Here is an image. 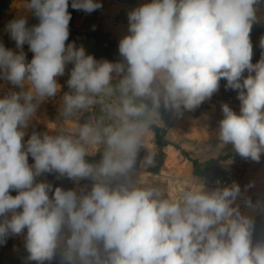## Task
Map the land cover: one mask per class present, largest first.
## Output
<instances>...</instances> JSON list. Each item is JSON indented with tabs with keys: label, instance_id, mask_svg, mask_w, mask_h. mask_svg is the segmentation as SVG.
I'll use <instances>...</instances> for the list:
<instances>
[{
	"label": "clouds",
	"instance_id": "1",
	"mask_svg": "<svg viewBox=\"0 0 264 264\" xmlns=\"http://www.w3.org/2000/svg\"><path fill=\"white\" fill-rule=\"evenodd\" d=\"M260 2L149 0L128 11L114 62L69 42V0H27L38 23L29 26L26 15L10 20L5 31L15 49L0 43V80L11 85L0 97V245L23 235L25 259L36 264L57 256L59 264H264V240L253 242V219L237 204L238 183L191 186L172 197L134 179L139 167L156 164L155 153H140L161 109L182 117L210 100L222 80L236 92L239 112L221 104L217 139L260 162L264 36L255 63L251 39ZM102 7L100 0H71L86 14ZM68 65L61 115L95 106L101 115L70 134L33 131L25 140ZM97 149L101 158L89 162ZM45 174L91 181L90 191L38 180Z\"/></svg>",
	"mask_w": 264,
	"mask_h": 264
},
{
	"label": "rangeland",
	"instance_id": "2",
	"mask_svg": "<svg viewBox=\"0 0 264 264\" xmlns=\"http://www.w3.org/2000/svg\"><path fill=\"white\" fill-rule=\"evenodd\" d=\"M103 7L91 14L79 11L72 18V24L77 32V40L84 46L86 52H90L89 32L100 31L108 41V50L105 55L95 57L96 59H107L118 61L121 59L118 52L120 39L127 34L128 20L127 13L132 8L149 2V0H100ZM27 0H0V43L5 47L15 49V42L10 39L5 31V25L12 19L21 15H26L28 25L36 24L32 20V14L26 10ZM2 8H4L2 10ZM257 16L260 23L254 24L251 39L253 42V63L261 56L259 40L264 36V0L256 5ZM27 59L31 60L33 53L24 46ZM68 65L66 74L58 78L61 85L60 91L55 97L42 101L25 136V140L31 132L39 134H59L63 131L70 134L74 129L84 123L94 122L100 115L99 106L88 110H81L72 117L65 118L61 115L63 107V95L69 91L66 85L68 79ZM225 81H221L220 90L212 98L205 101L198 109L185 111L182 117L161 109V116L154 125L159 128L162 140L168 145L161 148L159 157H156L158 147L156 145L155 133L152 130L146 135L144 146L140 153L143 159L149 152L155 153L156 164L154 167H139L134 179L148 185L159 186L164 189L169 196L175 197L181 189L191 186H201L205 189H214L231 185L233 182L241 186L243 196L237 200L243 214L250 216L257 222L253 225V234L257 242L264 240V155L260 162L245 160L236 154L231 147L223 146L217 139L216 129L218 121L222 118L221 104L227 103L237 113L239 112V101L236 99V92L225 90ZM11 88V85L0 80V97ZM102 153L99 149L89 154L90 162H98ZM203 166L204 161L210 160V167L213 179L210 183L199 182L192 174V161ZM29 163H33L29 157ZM50 183L56 180L55 174H45L38 180H46ZM55 177V178H54ZM222 177V178H221ZM224 179V180H223ZM69 189H75L78 194L90 191L91 181L83 180L74 182L69 180ZM58 185L55 182L53 185ZM251 185L245 191V187ZM11 195L17 193L12 191ZM51 196V194H50ZM250 198L253 202L251 207H246L244 200ZM28 253L24 247L23 235L12 237L5 245H0V264H36L35 261H26ZM48 264V262H45ZM51 264H59V256Z\"/></svg>",
	"mask_w": 264,
	"mask_h": 264
},
{
	"label": "trees",
	"instance_id": "3",
	"mask_svg": "<svg viewBox=\"0 0 264 264\" xmlns=\"http://www.w3.org/2000/svg\"><path fill=\"white\" fill-rule=\"evenodd\" d=\"M3 9L4 8H2V10ZM68 10L71 13L72 18H73V16L75 14H77L79 12V11L73 10L71 8V0H69V9ZM72 18H71V21H70V24H69V29H70L69 42L75 41L76 45L79 47V46H81V44L77 40L78 35H77L76 30L73 27ZM32 20L36 24L38 23V20H37V18L34 15L32 16ZM88 39H90L89 46H90V52H91L92 55H94L95 57H101V56L106 54V52L108 50V44L109 43H108L107 39L103 36V34L100 31L93 30V31L89 32ZM153 130H154V133H155L156 145L158 147V150H157V153H156V157H159V155L162 154L161 153L162 152L161 148L166 146V145H168V143L166 141L162 140V136L160 134V130H159L158 127L153 126ZM86 159H88L89 162L91 160L89 157H86ZM210 166H211L210 165V160L204 161L203 162V166H201L198 162L193 160L192 161V174H193V177L196 180H198L199 182L210 183L213 180V179H211V178H213L212 177L213 175L211 173V167ZM54 176L56 177V180L54 181V183L55 182L58 183V185H56V184L53 185L54 183L53 184L51 183L54 187L55 186H59V187L64 188L65 190L69 189V186H70L69 180L70 179H68L66 177L57 178L56 174ZM51 177H53V176H48L47 175L46 181L49 182L48 178H51ZM253 222L256 223L257 222V218L254 219ZM252 238H253V240H256V236L254 234H252Z\"/></svg>",
	"mask_w": 264,
	"mask_h": 264
}]
</instances>
